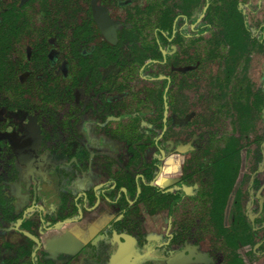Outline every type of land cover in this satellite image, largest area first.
<instances>
[{"label": "flooded vegetation", "instance_id": "obj_1", "mask_svg": "<svg viewBox=\"0 0 264 264\" xmlns=\"http://www.w3.org/2000/svg\"><path fill=\"white\" fill-rule=\"evenodd\" d=\"M144 1L0 0V264H264V83L228 69L264 23Z\"/></svg>", "mask_w": 264, "mask_h": 264}, {"label": "rangeland", "instance_id": "obj_2", "mask_svg": "<svg viewBox=\"0 0 264 264\" xmlns=\"http://www.w3.org/2000/svg\"><path fill=\"white\" fill-rule=\"evenodd\" d=\"M137 1L140 6H142V4L145 2L144 0H137ZM239 2H240V4H238L239 9L242 11V13L244 14L246 18L245 20L247 22V26L250 27L249 32L251 34H254L255 36L253 37L259 42L262 36H261V33H259V31L257 32V30L259 28L260 23L261 24L264 23V0H239ZM199 5H200V9H202L203 4L201 3ZM50 7H52V4L50 5ZM255 7L259 9L255 11ZM39 13L42 14V8L39 10ZM39 16L42 17V15H39ZM72 20L74 21L75 19H72ZM72 20L70 19V17L66 16V13H63L60 16V21H62L61 26H62L63 32H67V30H64V28H69L70 27L69 23H71L70 25L73 24ZM200 49H201V53L204 52L203 48H200ZM218 54L225 55L227 53L224 51H221V52H218ZM243 55L238 54V53L237 54L235 53V55L229 54V59H233L234 61L232 64H229L228 66L229 68L227 67L229 70L232 71L231 72L232 82H233L232 86H234L237 80L241 81L242 76L247 75V77H249V74H250L254 85H256L257 87H260L264 83V45L262 48L253 47L251 51L244 53ZM215 65L216 64L214 62H209L207 64H201V66L203 67L200 66L201 68H200V75H199V81H198L199 84L198 85L197 83L194 84L192 81L189 83L187 82V84L190 86V89L184 90V93H185L184 96L186 98L187 97L192 98L193 97L192 95H194V92H195V95H197L199 92V95L201 99L203 100L202 102L205 103L204 104L205 106H207L208 96L212 94L213 92V88L211 86V80L214 76L217 77V75L219 74V71L221 70L220 65H217V66ZM220 75H221V78H223V73H221ZM215 92L218 93V90H215ZM221 119L222 121L224 119L228 120L229 116L228 115L221 116ZM231 123H233V120H231ZM217 124L222 126L223 130L220 131L222 134L231 133L230 131L231 127L228 126L226 130L224 129L226 122H220ZM249 128L250 126H248V129ZM247 135L248 137L246 139V142L244 141V139L242 140V144H241L243 145L242 148H245V149L250 148L251 151L255 152L256 147H254L251 141L252 138L255 136V130L253 134H252V131H248Z\"/></svg>", "mask_w": 264, "mask_h": 264}, {"label": "trees", "instance_id": "obj_3", "mask_svg": "<svg viewBox=\"0 0 264 264\" xmlns=\"http://www.w3.org/2000/svg\"><path fill=\"white\" fill-rule=\"evenodd\" d=\"M211 9L212 8H209L208 11H211ZM230 11L231 12H235L236 9L234 7H232ZM222 22H224V24H225V22L228 23V25L225 24L224 27L225 28L227 27L228 29H230L232 34L236 33V29H238L240 27L239 24H238L239 21L236 20V18L234 16H232V17H230V18H228L226 20L222 19Z\"/></svg>", "mask_w": 264, "mask_h": 264}, {"label": "water", "instance_id": "obj_4", "mask_svg": "<svg viewBox=\"0 0 264 264\" xmlns=\"http://www.w3.org/2000/svg\"><path fill=\"white\" fill-rule=\"evenodd\" d=\"M207 7H208V4H207V5H205L204 11H206Z\"/></svg>", "mask_w": 264, "mask_h": 264}]
</instances>
